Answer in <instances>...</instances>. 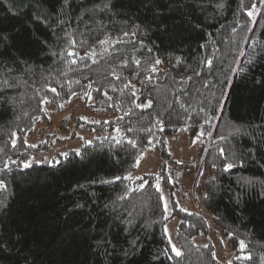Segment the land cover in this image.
<instances>
[{
	"label": "trees",
	"instance_id": "16d2710c",
	"mask_svg": "<svg viewBox=\"0 0 264 264\" xmlns=\"http://www.w3.org/2000/svg\"><path fill=\"white\" fill-rule=\"evenodd\" d=\"M75 101L107 134L31 162L48 143L24 138ZM181 127L210 219L173 208L176 257L156 181L175 187ZM0 149V264H264V0H0ZM148 153L158 173L126 178Z\"/></svg>",
	"mask_w": 264,
	"mask_h": 264
},
{
	"label": "rangeland",
	"instance_id": "374dc122",
	"mask_svg": "<svg viewBox=\"0 0 264 264\" xmlns=\"http://www.w3.org/2000/svg\"><path fill=\"white\" fill-rule=\"evenodd\" d=\"M85 116L86 123L94 122L95 116L87 112L85 104L81 102H73L65 107L56 109L55 106H50L47 109L45 118L35 126L33 131L28 134L24 140L28 144H36L38 142L48 143L47 150L34 156L31 162L49 159L54 154L64 152L68 149H75L84 143H89L94 138L104 137L107 131L86 130L85 125L80 128L75 127L76 117ZM88 119V120H87ZM170 157L166 162V172L170 182L175 185L172 189L165 188L160 180L156 181V187L159 186V191L162 194L164 206L167 211L169 220L165 226L167 229L168 240H171L172 245H176L175 232L179 218L171 213L174 209L201 212L209 220V216L203 211L201 198L198 194V185L203 181L200 174V167L195 163L197 156V147L201 140L195 138L190 142L187 131L184 127L178 129L175 136L168 138ZM162 159L157 153L145 154L139 160L135 171L130 175L131 178H136L141 175H156L159 171V166ZM174 202V204H172ZM211 242L216 246V257L224 262H231L233 257L228 249L227 244L222 238L217 236L212 228ZM197 243L206 241L196 240Z\"/></svg>",
	"mask_w": 264,
	"mask_h": 264
},
{
	"label": "snow or ice",
	"instance_id": "6c2138e0",
	"mask_svg": "<svg viewBox=\"0 0 264 264\" xmlns=\"http://www.w3.org/2000/svg\"><path fill=\"white\" fill-rule=\"evenodd\" d=\"M241 3L243 4V0H241ZM68 4H69V0H63V6H67ZM219 6L222 7V5H219ZM252 8L255 9V4L252 5ZM248 15L249 16H252L253 15V12L252 11H249L248 12ZM68 54L69 55H74V53H72V52H69ZM250 62L251 61H249V63ZM137 63H139V62L137 61ZM159 63H161V61H159V60L155 61V64H159ZM208 63L210 65L211 64V61H209ZM155 70H156L155 67H153L152 68V71L154 72ZM4 83H5V85H7L8 82L7 81H4ZM51 91L55 92L56 90L53 88V89H51ZM133 95H134V93H133ZM150 105H151V102H149V104L146 105V106H150ZM137 107H141V105H137ZM236 131L239 132L240 130L239 129H236ZM14 135H15V133H13V136ZM220 138L221 139H226L225 137H220ZM129 143H131V144H133V146H135V141H129ZM12 144H13V147H15V140L12 141ZM0 151H2V149H0ZM219 152H220V155L221 156H224L225 155V149L221 148V149H219ZM232 156L234 158L231 159V160H228V162H226L224 164V171H229L230 169H232L235 166V153H232ZM139 159L140 158L138 157L137 158V162H139ZM37 163H39V162H37ZM30 166H31L30 163H28V162L24 163V167L25 168L30 167ZM5 168H7V165H5ZM126 178L131 179L130 176L129 177H126ZM117 179H119V178H117ZM143 187H144V185L141 184L140 185V188H143ZM0 190H6V185H5V183L3 181H0ZM157 191H159V186H157ZM161 199H163L162 196H161ZM165 232L167 233V229L165 230ZM101 243H104V241H97V244L98 245L101 244ZM169 243L171 244V240L170 239H169ZM244 247H245L244 242L241 241V250H243ZM171 251L175 254L176 257H180L182 255V253L176 248L175 245H172ZM169 258H171V257H169ZM248 258H250V257H245V259H248Z\"/></svg>",
	"mask_w": 264,
	"mask_h": 264
}]
</instances>
